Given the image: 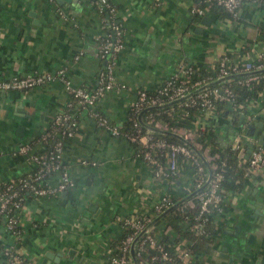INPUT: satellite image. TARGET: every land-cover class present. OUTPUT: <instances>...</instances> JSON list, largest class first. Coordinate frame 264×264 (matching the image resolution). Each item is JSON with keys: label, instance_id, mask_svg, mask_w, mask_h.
<instances>
[{"label": "crops", "instance_id": "crops-1", "mask_svg": "<svg viewBox=\"0 0 264 264\" xmlns=\"http://www.w3.org/2000/svg\"><path fill=\"white\" fill-rule=\"evenodd\" d=\"M94 1L0 0V76L63 68L72 85L95 87L104 64L98 37L107 23ZM106 1L123 26L113 65L119 85L98 98L96 107L118 126L126 119L136 89L159 84L179 64L212 68L220 55L243 63L264 52V3L256 0H243L235 17L207 9L197 19L191 12L197 0ZM68 99L58 79L23 91H0L1 182L31 168L25 155L11 150L49 128L55 114L70 112L77 123L62 149L73 186L44 199L24 196L19 233L0 227V264H7L4 245H11L27 264H104L119 228L117 217L150 210L162 189L177 195L189 184L185 161L173 186L162 184L164 180L156 183L125 137L97 126L83 108L67 107ZM252 123L256 134L244 136ZM258 124L264 131V93L246 103L236 122L226 111L204 110L193 127L212 126L218 145L236 147L243 157L246 144L259 136ZM80 158L94 163L81 164ZM55 181L56 176L48 177L49 183ZM225 203L214 217L212 247L194 257L207 264H264L263 167L248 172L241 189L227 194Z\"/></svg>", "mask_w": 264, "mask_h": 264}, {"label": "built area", "instance_id": "built-area-1", "mask_svg": "<svg viewBox=\"0 0 264 264\" xmlns=\"http://www.w3.org/2000/svg\"><path fill=\"white\" fill-rule=\"evenodd\" d=\"M205 1L208 2L205 4V7L198 6L196 3L191 7V12L194 11L199 15L203 14L210 4L208 0ZM210 1L222 6L231 16L235 17L243 0ZM256 1L262 3L260 0ZM94 4L97 10L104 14L103 19L107 23V31L101 37H98V56L104 60V64L98 73V83L95 87L87 89L82 86L72 85L70 80L65 76L64 69L59 68L54 72L45 71L22 75L11 74L6 77L0 76V91H23L45 81L58 79L63 83L64 89L69 94V99L66 103L67 107L75 106V109L83 108L97 126L106 129L111 134L122 135L130 144L133 142L138 144V148L134 149V155L149 166L151 176L156 183L170 178V180L162 182V184L165 183L168 187L173 186V178H177L180 172L181 161H185L187 167L191 166V170H189V184L194 179L192 190L200 187L207 178L208 170L204 169L203 160L195 150L184 142H175L163 136H155L152 133V129L139 123L137 120L138 112L147 106H157L158 104L176 99L202 84L215 78L226 76L230 72L253 71L263 66L260 63L253 64L251 61H245L239 65L237 62H231L230 65H226L228 58L225 55H220L217 58L219 74L215 78L195 79L189 82V75L193 72L192 66L181 63L173 74L160 83L155 92L149 93L144 86L136 89L135 97L129 106V112L126 116L131 122L132 130L131 132H121L118 125L112 124L97 109L96 101L107 90L117 88L119 85L115 83L113 65L115 57L121 49L123 26L116 17L114 7L109 2L106 0H96ZM262 90V93H264V87ZM213 98L230 102L231 91L226 86L221 88L214 85L205 86L183 98L182 103L183 105H198L203 111L214 112ZM141 119L149 126L164 129L162 123L159 120H155L151 113H146L144 118L141 115ZM51 125V130H43L32 141L20 143L11 150L12 154L25 155L31 164V168L0 184V227L9 234L14 235L19 233L18 210L25 195L44 199L74 184L73 178L63 163L62 149L64 139L72 136L77 126L75 117L70 112L62 111L53 116ZM173 132L184 138L192 137L193 135L192 130H185L184 128H178L173 130ZM35 143H37L36 147H34ZM191 144L195 147L193 143ZM239 155H241L240 152ZM202 156L204 160L209 159V156ZM246 159L247 173L251 170L264 167V149L257 145L250 151ZM79 163L93 164L94 162L86 158H80ZM51 175L56 176L54 183L48 182V177ZM217 176L219 174H216L215 177ZM184 190H187V187ZM170 192L166 187L162 189L151 202L150 210H142L140 213L130 212L116 218L119 228L122 225H127L132 230L130 234L121 240L118 252L107 256L104 264H131L129 245L147 224L149 225L137 236L133 244L137 264H142L145 261V256L148 254L151 261H158L159 264H164L170 259L168 250L163 248L162 244L158 241L159 234L165 232L168 227H164L161 223H159V226L157 225V221L161 217L152 222L155 216L176 202L172 199L176 195L173 194L171 196L172 192ZM191 197L193 198L191 199ZM222 200V196L217 192L216 179L212 178L210 174V179L205 186L182 202L188 205L197 202L199 204V214L209 212L211 208H214L217 214L223 210ZM200 225L201 223L197 221L188 224L190 229H194L197 232L201 230ZM149 249H152L153 252H149ZM175 249L179 251L184 261L191 259L192 254L188 250L179 247H175ZM1 251L7 264H24V257L15 252L11 245H4Z\"/></svg>", "mask_w": 264, "mask_h": 264}, {"label": "trees", "instance_id": "trees-1", "mask_svg": "<svg viewBox=\"0 0 264 264\" xmlns=\"http://www.w3.org/2000/svg\"><path fill=\"white\" fill-rule=\"evenodd\" d=\"M208 1L210 2L208 9L216 13L217 16H224L225 14L230 15L222 6L215 4L213 1ZM260 1L264 3V0ZM206 3L208 2L205 0H197L198 6L205 7ZM192 15L193 18H198L200 16L194 11H192ZM106 31L107 28L104 33ZM101 36L102 35H100V37ZM251 62L253 64L260 63L263 66L261 68H264V52ZM237 63L238 65L240 64V62ZM183 64H189L192 66L193 72L189 75V82L195 79H213L219 74L218 59H216L212 68L198 67L190 63ZM230 64L231 62H226V65ZM261 68H257L249 74L244 72H230L224 80L212 84L220 88L226 86L231 91L230 102L213 98V111L217 114H222L226 111L227 113H230L232 120L236 122L237 117L241 110L245 108L246 103L249 100L255 99L263 92L264 71H261ZM160 83L153 86L146 85L144 87L149 93H153ZM182 102L183 99L165 106L153 107L143 111L141 115L144 118L146 113H151L155 120H159L162 123L164 130L168 131L162 133L152 130V133L155 136L166 137L171 141L183 142L180 137L172 135L169 132H173V130L178 128L192 130V137H186L185 139L190 143H193L202 155L209 156V159L202 161L203 167L204 169H207L210 166V174L212 178L216 179L217 192L223 198L221 204L224 209L226 207L225 197L227 194L239 191L243 186L245 177L248 174L246 172L247 159L238 154V149L236 147L219 146L212 126L204 125L193 127L197 115H199V112L203 111V109L198 105H183ZM51 128L52 125L50 123V127L46 130H51ZM118 128L121 132H131L132 126L130 120L126 118ZM131 145L134 149L138 148V144L135 142ZM190 167L191 166H188V170H191ZM216 174H219V176L215 177ZM168 180H170V178L164 179L165 182ZM175 180L176 178H173L174 183ZM193 182L194 179L190 182L189 186H187L188 191L184 190L176 196H173V201H177V199L188 194L193 188ZM1 183L2 182L0 181V184ZM172 195L173 193H171V196ZM192 198L193 197H191V199ZM198 210L199 204L197 202L192 203L191 205L181 202L166 211L157 221L158 223L163 224L164 227H168L165 232H161L158 236V241L162 244L163 248L168 250L170 255V259L164 264H207L203 258L197 260L194 256L196 253H200L204 256L212 247L213 239L217 232L216 224L214 223L216 212L214 208H211L209 212L199 214ZM195 221L201 223V230L198 232L194 229H190L188 226V224L192 222L194 223ZM131 230L132 228L127 225H122L118 228L116 235L109 242L108 256L118 252V246L120 245L121 240L126 235L130 234ZM175 247L188 250L192 254L191 259L184 261ZM149 252H153V250L149 249ZM24 264H27L26 260H24ZM142 264H159V262L151 261L148 254L145 256V261Z\"/></svg>", "mask_w": 264, "mask_h": 264}, {"label": "water", "instance_id": "water-1", "mask_svg": "<svg viewBox=\"0 0 264 264\" xmlns=\"http://www.w3.org/2000/svg\"><path fill=\"white\" fill-rule=\"evenodd\" d=\"M203 19H206V21H207L208 18H207L206 16H204ZM206 21H205V22H206ZM260 70H261V71H264V68H261ZM253 71H254V70H253ZM253 71H247V72H244V73L249 74V73H252ZM226 77H227V75H226V76H223V77H220V78H215V79H213V80H210V81H208V82L202 84L201 86L195 88L194 90L190 91L189 93H187V94H185V95H182V96H180V97H178V98H176V99H173V100H171V101H169V102L161 103V104H158L157 106H147V107L143 108L142 110H140V111L138 112V114H137V120L139 121V123H140L142 126H145V127L149 128V129H152V130H155V131H158V132L166 133V132H168V131H166V130H164V129L156 128V127L149 126V125L145 124V123L143 122V120L141 119V113H142L143 111L148 110V109L153 108V107H161V106H165V105H168V104H170V103H173V102H175V101L181 100V99L185 98L186 96H188V95L194 93V92L197 91L198 89H200V88H202V87H205V86H210V85H212V84H216V83H218L219 81L224 80ZM239 119H241V117H240ZM253 126H254L253 123H252V124H247V125H246V129H245L244 132H243V135L246 136L247 133H248V134H256V133H253V130L251 131V129L254 128ZM258 126H260V125L258 124ZM255 132H256V131H255ZM257 132L259 133V136H258V138H256V142H248V143L246 144V150H245V153L243 154V157H244V158H248V155H249L250 151H251L253 148H255L257 145L261 146V147L264 149V131L261 129V126H260V128H259V130H258ZM169 133L172 134V135H175V136H177V137H180L184 143H186V144L189 145L192 149H194L195 152L198 154V156H199L202 160H204L203 156L200 154V152L197 150V148H195V147H194V146H193L188 140H186L184 137L180 136V135L177 134V133H174V132H169ZM244 136L242 137V139L244 138ZM207 167H208V166H207ZM207 170H208L207 178H206V180L204 181V183H203L200 187H198V188L192 190L191 192H189L188 194H186L185 196H183L182 198H180L179 200H177V201H176L174 204H172L170 207H168V208H166L165 210H163L161 213H159L157 216H155V217L152 219V222H154V221H156L157 219H159V218H160V217H161L166 211H168L170 208H172V207L175 206L176 204L182 202V201L185 200L187 197L191 196L193 193H195L196 191H198L200 188L204 187L205 184H206V183L209 181V179H210V170H209V168H207ZM263 170H264V167H263ZM255 213L257 214V210H255ZM150 223H151V222H150ZM148 225H149V224H147L145 227H147ZM145 227H144V228H145ZM144 228H143V229H144ZM143 229H142V230H141V231L135 236V238L132 240V242H131L130 245H129V256H130L131 264H137L136 258H135V256H134V247H133V244H134L135 239H136L137 236L143 231Z\"/></svg>", "mask_w": 264, "mask_h": 264}]
</instances>
